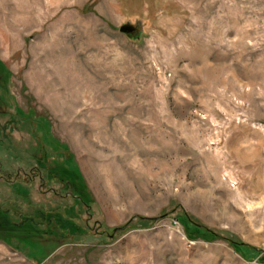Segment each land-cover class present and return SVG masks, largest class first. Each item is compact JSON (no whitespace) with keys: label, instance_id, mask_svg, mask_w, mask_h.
<instances>
[{"label":"rangeland","instance_id":"1","mask_svg":"<svg viewBox=\"0 0 264 264\" xmlns=\"http://www.w3.org/2000/svg\"><path fill=\"white\" fill-rule=\"evenodd\" d=\"M0 62V264H264V0H0Z\"/></svg>","mask_w":264,"mask_h":264},{"label":"trees","instance_id":"2","mask_svg":"<svg viewBox=\"0 0 264 264\" xmlns=\"http://www.w3.org/2000/svg\"><path fill=\"white\" fill-rule=\"evenodd\" d=\"M8 78H9V72L8 70L5 68V66L0 62V90H2L3 93H6L7 91V83H8ZM1 97V94H0ZM21 113V112H20ZM22 116L27 115V113H21ZM37 124H38V128L40 130H42V134H43V139L48 142L52 148H62L63 150H65L64 145L58 143L57 140L55 139H51L49 137V135L47 134V125L43 122V120L41 118H38L37 120ZM62 160H60V162L56 163V165L53 167L54 171H56V173L58 174L59 178L61 180H64V183H67L70 185L72 192L75 193L76 198L79 199V201L81 203H83L86 208H88V203L91 201V198L89 196L88 190L86 188V185L78 171V169L76 168V166L74 164H72L71 159H70V154L66 153ZM36 170V168H34ZM5 174V173H4ZM3 175V174H2ZM0 174V177L2 176ZM6 176V175H5ZM150 221L152 219H149ZM182 222H191L188 218H182L181 219ZM191 224L193 226H195L196 229L201 230L203 232V235H205L208 238H222L225 241L228 242L229 245H231L234 248H239V247H244L241 246V242L238 241H234L231 238L227 237V236H222L220 234L215 233L214 231H212L211 229H208L200 224H196V223H192ZM125 226H120L119 230H122ZM113 228L110 229V231ZM115 230H117V228H114ZM190 234V233H189ZM248 248L254 249L252 247H249L247 245H245Z\"/></svg>","mask_w":264,"mask_h":264},{"label":"water","instance_id":"3","mask_svg":"<svg viewBox=\"0 0 264 264\" xmlns=\"http://www.w3.org/2000/svg\"><path fill=\"white\" fill-rule=\"evenodd\" d=\"M137 27V23L126 21L118 27V30L122 33H132Z\"/></svg>","mask_w":264,"mask_h":264}]
</instances>
